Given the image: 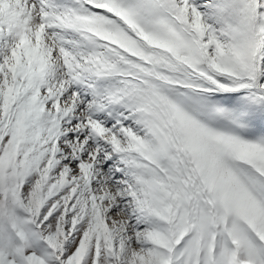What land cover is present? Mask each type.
Masks as SVG:
<instances>
[{
	"label": "snow or ice",
	"instance_id": "1",
	"mask_svg": "<svg viewBox=\"0 0 264 264\" xmlns=\"http://www.w3.org/2000/svg\"><path fill=\"white\" fill-rule=\"evenodd\" d=\"M0 264H264V0H0Z\"/></svg>",
	"mask_w": 264,
	"mask_h": 264
}]
</instances>
